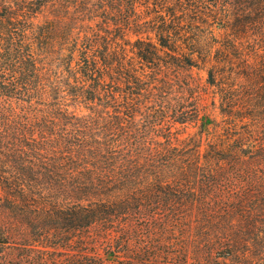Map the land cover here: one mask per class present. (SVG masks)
Returning <instances> with one entry per match:
<instances>
[{"label":"trees","instance_id":"trees-1","mask_svg":"<svg viewBox=\"0 0 264 264\" xmlns=\"http://www.w3.org/2000/svg\"><path fill=\"white\" fill-rule=\"evenodd\" d=\"M139 217L264 264V0H0V264H140Z\"/></svg>","mask_w":264,"mask_h":264},{"label":"rangeland","instance_id":"rangeland-1","mask_svg":"<svg viewBox=\"0 0 264 264\" xmlns=\"http://www.w3.org/2000/svg\"><path fill=\"white\" fill-rule=\"evenodd\" d=\"M205 77L206 74L203 71L201 70L199 71L198 69L195 68L191 70L190 78L193 81L192 91L194 94H196V96L201 95L200 103L205 106L203 110L205 111L206 115L204 116L206 118L209 117L210 119L218 118L219 116L215 108V106H217L218 104L217 97L213 96L212 87L205 84ZM190 125L191 126L189 129L190 131L189 134L195 132L199 133L200 127L198 125L194 126L193 123H190ZM183 136L186 135L183 134ZM204 146L205 143L203 145V148ZM156 218L159 219V217ZM153 222H154V218H146V217H139L134 220V223H136L138 230L133 237V241L135 243H138L137 244V246L139 245L138 250L142 251L143 255L145 254L146 256L145 258H148L154 253L153 257H150V259L147 261L144 260L140 264H178L179 262L176 255L180 250L179 245L176 244L173 245L170 241H168V239L164 238L163 235L159 233L157 230H151L150 228H148V225L152 224ZM262 240L264 241V236L262 237ZM253 251L257 254L260 253L263 254L264 244L256 246L253 249ZM166 253H169L168 257L165 255ZM116 255L118 262L112 264H119L124 259L128 260V257H123V254L121 252H117ZM143 255L140 257H143ZM192 255H193L192 249L189 248V251L187 252V256H186L187 258L182 264H197L195 261H193ZM181 257L184 258L183 256ZM130 264H134V262L130 261Z\"/></svg>","mask_w":264,"mask_h":264}]
</instances>
